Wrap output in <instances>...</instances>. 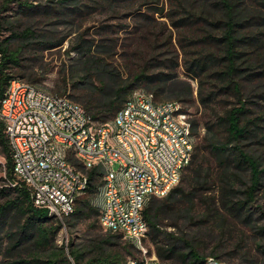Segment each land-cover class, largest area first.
<instances>
[{"label": "trees", "instance_id": "16d2710c", "mask_svg": "<svg viewBox=\"0 0 264 264\" xmlns=\"http://www.w3.org/2000/svg\"><path fill=\"white\" fill-rule=\"evenodd\" d=\"M16 1L18 16L49 10L32 0ZM70 1L59 5L63 8ZM121 1L97 0V5L114 9ZM152 5L156 11L153 17L164 13L165 7L156 2ZM171 7L169 16L178 15L180 27L200 25L194 29L199 39L187 45L185 77L199 84V101L204 111L214 114L203 124L201 142L195 146L181 183L162 199L153 197L148 202L144 211L148 245L161 264H206L210 257L226 263L235 258L234 253H240L242 264H256L250 253L243 251L244 243L252 237H241L232 250L224 243L227 235L234 233L230 222L241 223L256 233L253 244L264 254L260 250L264 225H258L264 218V208L259 205L264 190V150L260 155L250 148H264V105L251 103L257 95L264 99V0H173ZM72 12L82 14L79 7ZM19 29L15 22L0 20V33H11L5 40L0 37V105L12 80L20 78L38 86L45 77L40 69L44 53L63 46L67 39L38 33L32 26ZM84 37L81 35L73 48L81 51V62L69 72H60L53 93L67 96L75 81L72 101L81 103L94 121L112 123L130 100L136 82L154 89L156 94L147 91L154 93L158 102H163L157 96L165 91L171 93V101L184 106L195 101L192 84L176 75L152 76L145 70L133 82L123 79L121 72L110 68L112 50ZM183 37L186 41L187 36ZM28 53L34 58H26ZM30 61L38 67L30 66ZM171 63H175L172 69L180 65L175 58ZM232 97L236 99L233 105L221 104ZM192 124L198 140L201 121L192 120ZM0 154L7 161V177L0 180V257L4 258L0 264H127L137 256L131 242L102 227L99 207L88 197L78 200L75 213L64 223L34 205L28 189L14 174L12 150L1 119ZM69 160L83 169L72 153ZM86 173L88 191L93 192L101 173ZM256 210L263 215L259 220ZM64 224L72 235L82 232L86 237L74 235L69 245H58ZM256 236L262 242H257Z\"/></svg>", "mask_w": 264, "mask_h": 264}, {"label": "built area", "instance_id": "2783aa9c", "mask_svg": "<svg viewBox=\"0 0 264 264\" xmlns=\"http://www.w3.org/2000/svg\"><path fill=\"white\" fill-rule=\"evenodd\" d=\"M0 119L14 174L36 207L63 223L75 213L90 181L70 162L72 153L86 172L101 173L100 223L134 245L137 256L127 264H161L148 245L144 211L151 198L177 187L192 163L197 137L182 103L158 102L140 89L112 123L102 124L67 96L16 78L1 102ZM206 264L226 263L210 257Z\"/></svg>", "mask_w": 264, "mask_h": 264}, {"label": "rangeland", "instance_id": "374dc122", "mask_svg": "<svg viewBox=\"0 0 264 264\" xmlns=\"http://www.w3.org/2000/svg\"><path fill=\"white\" fill-rule=\"evenodd\" d=\"M32 1H35V4L38 6H49V10L47 12L36 11L32 14L18 16L17 12L20 9L16 0H0V20L15 22L16 26L20 28V31L32 26L38 33L54 36L58 39L67 38L63 46L44 53L45 61L43 64H39L43 66L40 69H43L42 72H44L45 77L38 84V87L52 93L55 92L58 81L61 78L60 72H69L81 62V51H75L73 48H77V39L83 35L85 36V40L105 45L112 50L113 57L109 61L110 68L121 72L123 79L133 82V78L137 74L146 70L152 76L169 74L189 81L195 89V101L185 103L184 108L190 114L191 120L201 121V135L197 140L198 143L201 142L203 124L209 118V114L214 113L211 110L208 112L204 111L198 98L199 84L185 77L186 73L184 68L185 53L186 49L188 50L187 45L199 39L194 29L199 28L200 25L186 23L184 25L185 27H180L178 21L180 17L178 15L169 16L172 13L171 3L173 0H123L114 4V9H110L109 6H98L97 0H71L63 8L59 5V2L63 0ZM155 2L160 7H165V11L163 14L156 13L153 17L152 13L155 9L152 4H155ZM85 5L89 6V8H85ZM76 7H79L82 11L80 16L77 15L78 13L72 12ZM18 18L19 21H17ZM177 23L178 25L176 26L175 24ZM0 34L2 40L7 39L11 35L7 31H2ZM183 36H187L186 41L182 39L184 38ZM169 38H172L171 42H169ZM180 41L183 42L180 44ZM31 53L34 54L35 52L33 51ZM31 53H28L26 58H34V56H31ZM174 58L180 65L172 69V65L174 67L175 63L172 64L171 60ZM29 64L30 66L38 67V64L33 61H30ZM163 64H168V67H164ZM169 65L171 66L170 68ZM75 84H77L75 81L71 82L69 93L67 94L71 100H73L71 95L74 94ZM95 84H99L98 80L95 81ZM135 84V91L144 89L146 91H153L156 94L152 88H148L137 82ZM157 97L159 101L163 102L173 100L170 99L171 93L169 91H165ZM228 100L222 101L221 104L233 105L236 102L234 97ZM251 100V103L264 105V99L259 95L256 98L252 97ZM214 108L218 109L216 106ZM250 148L256 150V153L260 155L264 150V148L258 145H252ZM6 163V158L0 154V180L6 179L7 177ZM116 168L118 167L116 166ZM78 170L86 173L84 169ZM102 183L103 181L101 179H97L95 182V190L93 192L87 191L82 198L88 197L95 205H100L102 201ZM261 194L259 205L264 208V190ZM255 212V218L259 220L263 215L259 210ZM166 223L170 224L168 221ZM229 225L232 227L234 233L227 235L228 238L225 240L224 247L232 250L241 237L248 235L252 238H249L247 243H244L243 251L249 252L256 264H264V254L259 249H255V245L253 244V236L256 233L249 231L250 229L241 223L230 222ZM258 225H264V218L259 221ZM74 235L77 238H81L82 236L86 237V234L82 232L72 235L67 229H63L57 237V244L60 246L63 244L69 245ZM254 239L257 242L261 240L259 236H256ZM122 240L125 241L124 239ZM260 244L262 245L260 250L264 251V241ZM239 254L234 253L235 258H228L231 260L226 263L242 264L241 262L244 259ZM2 259L4 258L0 257V260Z\"/></svg>", "mask_w": 264, "mask_h": 264}]
</instances>
